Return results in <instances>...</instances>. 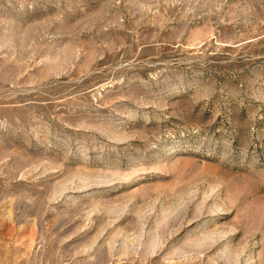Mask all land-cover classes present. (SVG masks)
<instances>
[{
  "label": "rangeland",
  "instance_id": "obj_1",
  "mask_svg": "<svg viewBox=\"0 0 264 264\" xmlns=\"http://www.w3.org/2000/svg\"><path fill=\"white\" fill-rule=\"evenodd\" d=\"M0 264H264V0H0Z\"/></svg>",
  "mask_w": 264,
  "mask_h": 264
}]
</instances>
